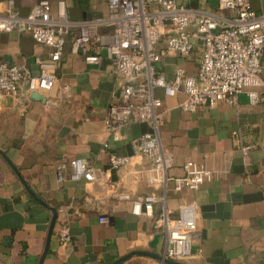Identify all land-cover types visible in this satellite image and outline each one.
Wrapping results in <instances>:
<instances>
[{"label": "crops", "instance_id": "0c3cea01", "mask_svg": "<svg viewBox=\"0 0 264 264\" xmlns=\"http://www.w3.org/2000/svg\"><path fill=\"white\" fill-rule=\"evenodd\" d=\"M8 1L0 0L2 12L8 10ZM12 1L27 17L41 3L56 11L59 0ZM177 1L214 13L224 24L235 16L220 10V0ZM252 5L257 14H264V0H253ZM107 13L105 0H73L68 7L69 20L83 26ZM99 28L101 35L111 34V29ZM50 52L27 34H0V62L26 67L34 76L39 75L35 60H47ZM262 67L264 81V54ZM157 68L171 82L178 69L193 75L198 64L195 54L188 59L170 52ZM123 86L107 58L88 64L68 45L55 72L54 89L43 95L46 103L27 96L25 84L15 95L0 96V151L9 161L0 154V264H40L42 257V264H113L138 251L162 255L165 236L156 220L164 208L176 213L192 203L197 208V236L191 256L181 264H264V104L251 106L241 95L236 106L222 103L185 113L178 107L181 94L167 98L158 91L165 119L161 142L175 159L169 174L182 176L181 166L193 161L215 175L197 191L176 193L170 185L152 217L136 216L121 194L164 196L165 190L150 182V161L134 157L131 141L149 132L147 125L123 129L118 141L106 132L109 107L119 102ZM111 155L132 157L131 163L113 170ZM74 160H85L98 171V179L71 180ZM61 164L68 166L64 182L57 177ZM21 179L36 198L56 209L51 234V210L33 198ZM65 217L72 234L68 246L57 235ZM121 264L166 263L134 255Z\"/></svg>", "mask_w": 264, "mask_h": 264}, {"label": "built area", "instance_id": "2783aa9c", "mask_svg": "<svg viewBox=\"0 0 264 264\" xmlns=\"http://www.w3.org/2000/svg\"><path fill=\"white\" fill-rule=\"evenodd\" d=\"M72 1L59 0L56 11L49 3H41L27 17L15 9L12 0L8 1L6 12L0 9V34H27L36 45L51 50L47 60H35L38 76L26 67L0 62V96L15 95L23 84L27 96L51 93L70 32L81 27V37L74 40L72 52L82 53L88 64L98 65L103 57L107 58L114 73L124 81L119 102L110 105L105 118L110 140L118 141L120 132L132 125H147L150 129L132 140L131 145L134 157L150 161L146 171L149 180L162 186L165 195L152 193L132 198L123 193L119 198L132 204L134 215L152 217L154 207L165 202L170 185L176 193L197 191L215 175L206 165L193 161L181 166L182 176L169 174L175 167V159L161 142L165 119L158 91L167 98L181 94L183 99L178 107L185 113L213 109L222 103L236 106L241 95H246L251 106L264 104V14L255 12L253 0H220V10L235 13L224 24L214 13L180 5L177 0H105L106 18L83 26L69 20L68 4ZM99 27L111 29V34H99ZM170 52L188 59L195 54L197 72L191 75L178 69L174 80L167 81L157 66ZM236 136L241 142V133ZM108 149L109 143L104 145V150ZM131 159L111 155L110 167L119 170L128 166ZM70 166L71 180L94 182L98 179V171L85 160H74ZM67 170L65 164L58 167L59 182L67 178ZM155 225L165 236L162 254L165 259L183 262L191 256L197 236L194 203L182 205L176 213L164 208ZM57 235L63 246L71 244L68 217L60 222Z\"/></svg>", "mask_w": 264, "mask_h": 264}, {"label": "water", "instance_id": "95a60500", "mask_svg": "<svg viewBox=\"0 0 264 264\" xmlns=\"http://www.w3.org/2000/svg\"><path fill=\"white\" fill-rule=\"evenodd\" d=\"M31 97H32L33 99H35L36 101H40V102H43V103H46V101H47V99H46L43 95H41V94H39V93H32V94H31ZM0 154H1V155H2V156L8 161L6 155H5L2 151H0ZM8 162H9V161H8ZM12 167H13L14 171H15V172L17 173V175H18V172H17V170L15 169V167H14L13 165H12ZM21 181L23 182L22 179H21ZM23 183H24V182H23ZM24 185L26 186L25 183H24ZM26 188H27L28 192L33 196L34 199L38 200V201H39L40 203H42L45 207H47L48 209L51 210V212H52V214H53L52 222H51V225H50V231H49V234H51L52 231H53V228H54V226H55L56 220H57V211H56V209L50 208L47 204L43 203V202L40 201L38 198H36V197L33 195V193L28 189L27 186H26ZM44 255H45V254H44ZM134 255H142V256H147V257L155 258L156 260L161 261V262H164V263H166V264H181L180 262H175V261L167 260V259H165L162 255H159V254L150 253V252H140V251L135 252V253H131L130 255H127V256H125V257H122V258L118 259L117 261H115L113 264H121V263L125 262L126 260H128L129 258H131V257L134 256ZM42 262H43V257H42V259H41V261H40V264H42Z\"/></svg>", "mask_w": 264, "mask_h": 264}, {"label": "rangeland", "instance_id": "374dc122", "mask_svg": "<svg viewBox=\"0 0 264 264\" xmlns=\"http://www.w3.org/2000/svg\"><path fill=\"white\" fill-rule=\"evenodd\" d=\"M69 6H71V3L68 4V7ZM94 22H96V21H94ZM88 23H92V21H90ZM80 31H81V28L80 29H73V30H71L70 36H69V38L67 40V45L66 46H68V45H71L72 46L73 43H74V40H76V39H78V38L81 37V34H80L81 32ZM98 33L100 34V28H98Z\"/></svg>", "mask_w": 264, "mask_h": 264}]
</instances>
